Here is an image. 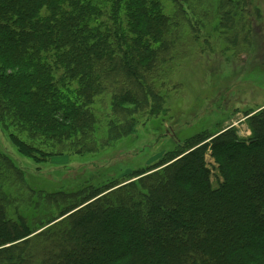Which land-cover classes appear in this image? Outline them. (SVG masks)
Masks as SVG:
<instances>
[{
  "label": "trees",
  "instance_id": "obj_1",
  "mask_svg": "<svg viewBox=\"0 0 264 264\" xmlns=\"http://www.w3.org/2000/svg\"><path fill=\"white\" fill-rule=\"evenodd\" d=\"M205 3L216 26L247 15L253 38L264 25V0H0V126L11 144L44 164L130 139L120 95L107 113L96 108L110 88L101 79L120 68L139 78L178 47L180 18L206 27L195 16L207 18ZM107 10L115 31L91 24ZM244 118L250 138L203 131L124 182L90 175L75 192L34 188L0 151V264H264V106Z\"/></svg>",
  "mask_w": 264,
  "mask_h": 264
},
{
  "label": "rangeland",
  "instance_id": "obj_2",
  "mask_svg": "<svg viewBox=\"0 0 264 264\" xmlns=\"http://www.w3.org/2000/svg\"><path fill=\"white\" fill-rule=\"evenodd\" d=\"M212 5L215 3L204 5L207 18L196 13L206 27L200 25L194 31L177 16L180 44L176 49L157 52L149 68L134 65L140 69L139 78L120 68L113 74L115 77L101 79L102 85L110 88L107 95L100 97L96 108L107 113L110 97L114 93L120 95L118 115L124 120L129 114L135 121L129 124L136 132L130 139L95 157L64 155L50 163L36 164L19 154L0 126V151L26 172L34 188L75 192L85 186L82 179L85 182L90 175L91 184L103 183L111 176L118 179L135 169L152 166L171 149L203 131L213 133L237 127L241 138H250L244 113L264 106V25L255 24L253 38L247 15L229 27L216 26ZM111 17L107 10L91 24L102 31H115ZM120 28L126 30V24ZM149 104L161 105L160 113L145 112ZM99 119L101 123L102 118ZM155 120L159 123H151ZM207 162L212 166L209 155ZM110 164L114 166L103 172ZM124 177L121 182L126 180Z\"/></svg>",
  "mask_w": 264,
  "mask_h": 264
}]
</instances>
